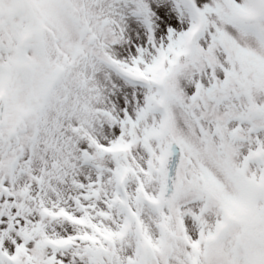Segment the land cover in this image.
<instances>
[{
  "label": "snow or ice",
  "instance_id": "6c2138e0",
  "mask_svg": "<svg viewBox=\"0 0 264 264\" xmlns=\"http://www.w3.org/2000/svg\"><path fill=\"white\" fill-rule=\"evenodd\" d=\"M0 264H264V0H0Z\"/></svg>",
  "mask_w": 264,
  "mask_h": 264
}]
</instances>
